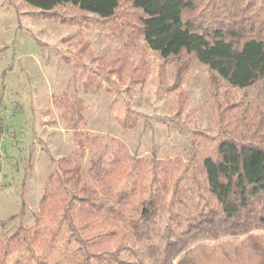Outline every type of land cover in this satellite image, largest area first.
Instances as JSON below:
<instances>
[{
  "label": "rangeland",
  "instance_id": "1",
  "mask_svg": "<svg viewBox=\"0 0 264 264\" xmlns=\"http://www.w3.org/2000/svg\"><path fill=\"white\" fill-rule=\"evenodd\" d=\"M229 4L200 1L210 21L238 11ZM239 7L264 21V0ZM130 9L122 2L105 19L72 4L43 12L0 0V239L35 224L52 174L72 160L94 185L87 170L101 152L105 164L120 149L187 161L203 137L264 143V82L234 87L197 59H163L143 36L129 39Z\"/></svg>",
  "mask_w": 264,
  "mask_h": 264
},
{
  "label": "trees",
  "instance_id": "2",
  "mask_svg": "<svg viewBox=\"0 0 264 264\" xmlns=\"http://www.w3.org/2000/svg\"><path fill=\"white\" fill-rule=\"evenodd\" d=\"M24 1L105 19L128 2L131 41L143 36L163 59H197L234 87L264 82V21L241 13V0L215 21L201 0ZM199 147L187 161L120 149L105 164L101 152L87 170L94 185L72 160L52 174L35 224L0 239V264H264V143L203 137Z\"/></svg>",
  "mask_w": 264,
  "mask_h": 264
}]
</instances>
